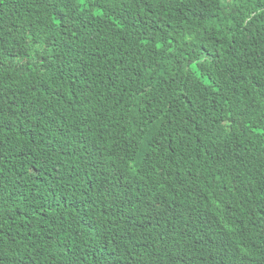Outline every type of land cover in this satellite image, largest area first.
I'll return each mask as SVG.
<instances>
[{
	"label": "trees",
	"instance_id": "trees-1",
	"mask_svg": "<svg viewBox=\"0 0 264 264\" xmlns=\"http://www.w3.org/2000/svg\"><path fill=\"white\" fill-rule=\"evenodd\" d=\"M0 264H264V0H0Z\"/></svg>",
	"mask_w": 264,
	"mask_h": 264
}]
</instances>
